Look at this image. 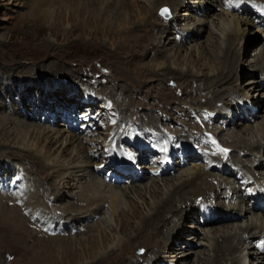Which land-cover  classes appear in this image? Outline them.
<instances>
[{
	"label": "rangeland",
	"instance_id": "obj_1",
	"mask_svg": "<svg viewBox=\"0 0 264 264\" xmlns=\"http://www.w3.org/2000/svg\"><path fill=\"white\" fill-rule=\"evenodd\" d=\"M216 1L217 0H186L185 7L180 11L179 21L175 20L176 19L174 18L175 13H173L174 11L171 6L162 3H160L161 5L159 4L160 6H158V8L151 6L152 12L150 14V17L149 16L147 17L152 19V21L158 19L157 23L161 22L162 25H165L167 23L165 26L168 27L171 26L170 27L171 33H169L166 36L172 37L173 39L177 37L176 43L177 45H179L178 47L172 45L161 48V46H164L162 43L164 42L165 44V41H167V39L165 38L166 36H164V38L162 39V43L160 44L161 46L159 45V47L156 49L157 50L163 49L167 53H171L170 54L171 60L169 62H166L165 60H161L160 62L162 63V66L160 70L165 68L166 65L167 66L169 65L172 69H174L177 72L189 71L194 75H201V73H209L210 70L206 69L204 66L206 64L208 54L209 55L215 54L217 53V51H219V55H221V51L223 52L224 48L228 44L227 36H224L222 41L220 40L219 37H217V36H221V33L217 31L216 28V24L218 26V22L220 21V19L223 17L224 20L225 21L227 20L226 22H228L229 20H232L233 18L236 17L237 19L248 18L250 22L253 24V19L250 18L249 16L239 15V14H243L244 12L249 14L248 7L251 0L246 1L247 4L245 5L242 13L240 11L235 10L239 14L237 13L228 14V12L223 9L224 3L227 0H222L221 3H219V1L217 2ZM257 1L258 0L256 1L253 0V2L256 3L259 7L261 6L263 7L264 3ZM40 2H41L40 0H0V116H1L0 118L5 117V118L14 119V122L10 121L13 124H11L10 122H4L3 127L5 128L7 126L6 128H8V130L11 131L12 135H14L15 138V139H10L8 141L4 138V136L0 135V164L1 166H3L4 164L7 165L4 167L5 172H2L0 170V186L2 185V183H8V180L10 178H13V180L16 182V173H15L16 169L19 171L21 176L22 174L27 175V180L29 182V185L32 183V181L35 182L38 179L40 181H48L50 183L55 181V183H57L58 181L57 177L55 178L52 177V174H54L52 171L53 168L52 169L47 168L48 170L44 169L43 172L40 173L39 169L35 166L33 162L18 161L17 157L11 156L12 153H17V151H22L24 148L30 149L31 152L36 151L35 148L32 146V144L26 146L27 143L17 142V134H19V129L16 127L17 120L18 121L22 120L23 122L25 121L27 123L43 126L44 128L51 130L52 132L63 130L65 131L64 138L66 139V137L69 136L68 135L69 133L72 132L71 134H76L75 131L78 130L80 131L82 129L71 126L69 128V131H67L60 123L51 126L46 123L39 122L38 117H41V114L38 110H42L43 107L37 104L42 103V101H46L45 98H47V94L51 96V99L53 101V103L50 106L59 103L57 101L58 99H62L61 96H63L64 98L63 100L60 101L62 103H65V96H64L65 91L68 93H74L76 99L82 98L85 100V97L86 99H88L86 94L83 93L85 92L84 88H87L88 90L87 94L89 95L91 101L97 102V105L90 108L88 111L96 110L98 114L101 116V120L95 134L96 136H93L92 138H87L90 141H87L85 138L81 137L82 140L85 141L88 150L93 151L91 153H93L96 156L102 155L101 159L98 160H97L98 157H95V161H99L97 165L99 163L107 162V159L111 154H116L125 159L127 157V151L122 150L121 148L120 150L117 149H119L120 147L119 145L120 142L122 140L128 139L129 136L139 135L138 139L143 141H145L147 137H151L156 141L158 145H161L159 143L160 137L162 138L161 139L162 143L166 142L167 140L164 136L168 138L170 136L176 140V143H179V142H184L183 139L181 140L183 136L185 135L189 136L190 134L188 138L193 137L191 133L194 134L197 133V131H198L197 140L199 137H201V139L206 142L208 139V135L213 136L215 140L216 138L217 140L220 138L226 139L227 144L232 143V145L236 146V148H232L233 154L247 156L245 152H243L242 154L241 150L239 149H242L244 146L251 144L256 134H253L252 131L250 132L248 131L247 133L248 136L247 135L242 136L241 130L245 127L247 128V125L250 126L251 129L252 127L253 128L258 127L259 124H264L262 123L264 121H262L261 117L260 118L258 117V116H264V104L260 106L258 105V109L254 110L257 111V113L254 114L253 113L251 114V109L248 108L246 110L247 111L246 113L248 114L246 115L247 118L245 116L244 120L241 119L240 121H238L237 124L240 122L239 123L240 125L238 127H236L235 125H231L230 128H228L226 131H222L220 133V136H218L217 127L221 128L222 122H224V120L209 121L208 119L213 118L214 114H210L209 115L210 118H207L206 115L208 111H205V114L202 115V118L205 120L203 122L200 119V117H198V115L200 114L190 113V115L187 116L184 115L183 109H185L186 107L184 106L187 105L185 103L195 97V95L193 96L188 95L190 94L189 89L192 86L190 85L187 86V84H185L184 86L181 87L182 82L176 80L175 78L176 75L167 74L166 76L157 78L154 77L155 75L153 74L146 73L145 70L147 69L146 67L148 65L149 67L156 66L153 63H151L153 61L152 57L154 56L155 49L153 48H152L153 50L150 49L148 53L146 55L143 54V56L142 55L139 57L129 56L133 49H135L134 51H136L137 53L140 52L141 50L139 49L138 46H135L134 44L139 38L140 32L136 33L134 31L132 33L127 34L128 36L113 34L111 33L113 29L119 31L118 24L115 21H112V18H110L108 15H104V14L98 16V18L96 19L97 20L96 24L95 23L88 24L87 19L83 17V15L76 16V14L74 13V7L79 6L78 4H87L88 2H86V0L85 1L73 0L72 2L75 4L72 5L67 1L54 0L53 3L43 8L45 10L50 9L49 10L50 13L46 18H41L40 12H38L39 5H41ZM137 4L148 5L147 3H142L140 0L138 1ZM97 6L99 9L101 8L100 5ZM163 9H168L170 15L168 13L161 15ZM38 13H39V17H38ZM176 21L178 22L176 23ZM135 22L136 25H138L137 24L139 23L138 20ZM188 24L190 25V27L187 28ZM251 25L249 26V28L246 29V31L244 30L243 33L242 32L238 33V35H236L238 38L236 39V41H234L235 47L233 48L236 49L238 48L239 50L237 52V55L240 52L239 57L236 56L235 54L233 58L234 63L237 60L236 58H238V64L236 67L237 69L235 68V73H243L246 76L242 80H240L239 83H237L239 85L235 86L236 88H238L239 91L240 88L244 89L246 87L244 83L252 79L251 78L252 74L264 73V70L257 71L255 66L256 65L255 59L257 58V53L259 54V51L261 49L260 47H264V32H263L264 30L262 31L259 29H255L253 27L254 24L252 26ZM121 27H122L121 30L130 29V27L129 26L127 27V25ZM196 27L197 29H195ZM200 27H203V29L200 30ZM196 30H198V32L194 33V31ZM188 33L190 34L194 33V36L193 38L184 41V38H186ZM148 34L152 38H156L154 37V33L149 32ZM238 39H240L241 41L240 40L238 41ZM208 41L210 44L208 43ZM213 42L214 43L217 42L219 47L215 48L217 47L216 45L215 47H212V45H214ZM220 47L222 48L221 51L218 50ZM179 48L182 58L179 57V55H177V57L173 56L176 53L175 50ZM146 50L147 48H143V52ZM200 52H202L201 58L199 57ZM191 56L195 59H199V58L201 59V63H200L201 67H196L194 66L195 64H192L193 58ZM222 56L223 55H221V57ZM178 57L180 60H178ZM240 61L241 63H239ZM263 65L264 63H262V65L260 66L262 67ZM154 69L156 70V72L159 71L157 66ZM172 78H174L175 80L168 81L169 79ZM27 82H29V84L32 86L33 85L36 86V84L40 85L37 93L38 95H40L39 97L36 96L37 95L36 92H33L32 90H29L31 91V93L23 92L25 83L27 84ZM73 85L75 86L76 91H72ZM111 86L120 88L119 91L116 92V95L118 97L125 95L126 100L129 102V103L127 102L128 106L133 107V109L124 112L121 115L120 112L116 110L114 111L113 105H115L114 104L115 98L112 97L110 93H108L107 91H104L105 88H109ZM194 86L195 84H193V87ZM57 88L59 90H55ZM47 90L48 92L45 93ZM69 90L71 92H69ZM58 94L61 96H59ZM54 95H56V97ZM253 95L255 97L258 96L257 98H261L262 100H264L263 97L264 90L263 91L261 90L258 94L257 92H255ZM236 100L241 101V99L239 98H236ZM30 102L33 104L36 103V106L31 105V107L32 106L33 107L31 109H28L26 106H29ZM84 108L85 107L80 109L81 113L85 111ZM195 109L199 110L198 107H195ZM239 112L240 113L242 112L245 115V111L240 110ZM145 113L147 114L148 118L143 116ZM54 117L56 118L55 115ZM145 120L147 122L152 123V126L153 124L156 126L153 128L146 129V127H144ZM237 120L233 121V124H235ZM205 125H207V127H204ZM36 128L40 129V127H36ZM33 129L34 128H32L31 130ZM149 129L150 131H148ZM114 134H116L115 140L111 141ZM188 138L187 140L189 143L187 144L189 146H197V149L192 148L188 150L190 154H193V152H195V155L199 153L200 156L205 155L208 157L209 153L213 151L211 148H208L205 145L200 144L199 141L197 140L194 141L193 138L190 139ZM135 140L136 139L132 141ZM254 140L255 141L257 140L256 137L254 138ZM60 141L61 142L59 144L63 143V141L65 140L63 141L60 140ZM110 142L111 144H109ZM108 145L110 146L108 147ZM95 146H100L99 153L97 152L98 150H95L94 148ZM202 147H204L206 152ZM42 149H43V145L39 148L37 153L40 152ZM218 149L220 150L219 147ZM71 151H72V147L69 150V154ZM149 152L153 153V150H149ZM186 152L187 150H185V153ZM104 153L107 154L108 156L107 159L105 156L106 154ZM175 153L176 152L174 153L169 152L168 157L174 156ZM178 153L179 151H177V154ZM59 154H60L59 152H56L53 156L51 155L49 160L58 159V157H60L61 155ZM64 158L66 157L63 156V159ZM136 158L140 160L138 154H136ZM194 158H195L194 156H191L188 158L187 161H192ZM69 159L68 157L66 158V160L68 161ZM49 160L48 162L52 163ZM203 160L204 159H201L197 163L198 165L194 164L193 162L192 163L188 162L189 163L188 166L184 168L180 166V168L170 172V175L168 173L165 174V172H162L161 177L160 176L156 177V175L152 173L148 175V173L151 172V168H156L157 170V167H152L155 164L158 165L157 162L156 163L153 162V164L149 163V168L146 171L144 167L145 165L142 162L140 163V165L138 164L139 166L143 167L141 170L137 169V173L142 174L138 177L142 178L143 174H145L148 177L143 179L141 182H135V184L127 183L123 185H114V187L116 186L121 187L120 191L124 190V188L125 189L127 188L129 189V191L133 192V195H135L134 194L135 190H133L134 188L132 187L140 186L144 184L150 187L151 182L154 179L161 187H163L164 191H166L165 188H171V185H176L180 180H182V178H184V176L186 177L188 173L186 174L183 171L186 170L187 172H189V170L191 171L192 169H196V168H199L201 170L205 169L206 166L203 163ZM58 161L60 164H63L65 162L60 158ZM223 161L227 162L228 161L227 157H225ZM262 162L264 165V157ZM16 163H19L21 166H18L19 168H17V165L19 164L16 165ZM38 165L40 166L39 163ZM97 165L94 163L92 164L91 168L93 169V167ZM237 167L240 169V166ZM230 168L233 170V175H228V174L221 175V173L215 171L213 173L211 172L212 174H214V177L217 180L208 181L209 184L216 185L217 183L216 181H218V179L220 178L219 176H222V178L225 179L228 177L227 179L229 182L226 186L223 187L222 192H226V193L227 191L233 192V190H230V188L236 186V181L234 179V176L235 174L238 173V171L237 173H235L234 171H236V169L232 165L230 166ZM208 169H205V171ZM46 170L47 172H45ZM261 170L264 173L263 167ZM94 173L96 174L94 175V177L99 178V180L102 179L104 180V178L99 173H96L95 171ZM44 175L48 176L49 179L45 180ZM92 176L87 177L88 182L91 180ZM257 176L259 177L260 173L255 175V177ZM263 178L264 175H262L261 179ZM164 179L166 180L162 181ZM126 180H129L128 177H126ZM76 183L77 181L70 182V184L75 186V188L63 186L61 183L55 187L52 186L55 189L54 192L56 194H60V195L62 194V196L65 195L64 196L65 198L57 202L52 201L53 205H51L50 203L51 201H49L50 204L49 203L48 204L53 206V208L56 206L58 207L59 210H61V207L63 208L65 205H67L68 202L74 203L75 208L72 210H68V212L65 213L66 215L67 213L68 214L70 213L71 215H74L76 213L82 214L86 210H89V208L93 207L94 205L86 201H77L80 192L78 190H82V186L80 184L81 189L76 188L77 187ZM107 183L110 184V186L107 188V191L108 189H114L113 184L109 182ZM30 189H31L30 193L33 192V195L29 197L32 198L35 195L34 192L35 189L32 186ZM120 191L117 190V192ZM87 192L89 194L86 193L85 196L92 194L91 193L92 191H87ZM207 192L208 191H206V193ZM14 194L15 195H11L10 193L9 194L4 193L3 195L0 193V196L3 197L5 201H7L6 209L14 208L16 210L15 205H17V203L23 204L25 201H27L26 194L24 195V193L21 190L18 193H14ZM133 195L131 196L132 199H130V202L131 203L134 202L135 204L139 205V208L143 210L142 212L146 213L147 212L145 210L146 202H150V199L152 202L154 199L149 194L147 195V198L144 200L140 198H139L140 200H138V196H133ZM83 198L86 199L85 197ZM175 199L177 200L178 197H176ZM11 200H15V201L13 202ZM125 200L123 199L118 209L119 210L123 209V211L126 210L125 213H127L131 210L133 203L129 204L127 201L128 199L126 201ZM201 200H203L202 196L201 198L197 199V201L199 202H201ZM31 201L33 202L34 199H31ZM220 201L223 202L224 206L228 210L224 208L223 211H220V209L219 211L224 212L226 214L230 213L229 215H231L232 213V216L227 215L228 217H224V219H227L226 221L198 223L200 222V220L198 219V215L195 218H193L192 216H190L192 211L189 212L190 214L184 213L183 212L184 209L181 210L182 212L180 211L181 213H183V215L180 213L181 214L180 217H182V220L179 224L178 232H176L175 235L176 240H174L173 238L172 241H170V246H169L170 251L168 253H164L165 257L162 259L164 261L161 264H204V263L213 264V262L211 263L208 262L209 256H207L206 254L199 255V252L200 251L206 252L207 254L213 257V254L209 252H212V245H213L212 243L214 242L215 239H217L218 237H222L223 235L228 233L239 235L240 232L242 237L243 234L245 233L244 232L245 230L243 229H245L248 226V224L251 225L252 222L254 223L257 222L258 224H263L264 226V219H263L264 215L259 213L258 211H252V213L248 214L246 218L235 210L240 206L239 203L235 204L233 203L232 200H230L229 202L226 201L225 203L224 199ZM208 202L210 203V205L217 207V204L212 198L209 199ZM77 209H79L78 210L79 212L77 211ZM17 211L18 210H16L15 212L13 211L14 213H11L10 218L12 219L13 223H15L14 218H17V216H19ZM0 213L4 215V213H2V208L0 209ZM24 214L26 213L24 212ZM219 215L222 216V213H219ZM219 215L217 216V219L215 221L217 220L219 221V217H220ZM91 218L92 220L89 222L87 221L85 223H82L81 225L78 224L79 227L83 225L82 227L79 228L82 229V231L75 230L76 232L72 234L71 231L69 233L68 231L69 229H67L68 234L61 235V238H63L62 240L64 241H60V242L55 241V243L53 242L50 244L49 243L44 244L43 241H41L40 243H36L37 242L36 240L40 241V238L30 234L29 231L23 233V235H21L22 237L21 239H17V234H16L17 228L12 224L9 225L8 230L10 231V234L6 235L5 233H0V264H29L31 260H32L31 264H91L96 258L105 257L111 251L113 250L118 251L121 247H129V251L123 255V261L124 259L125 260L127 259V261L129 262V260L132 257L138 256L139 258L140 257L145 258L147 256L145 254L146 251L144 249L137 250L139 248L136 245L138 244V241L135 240V238L133 237L136 234L138 228L141 227L140 221L134 220L131 223V228L132 227L134 228L129 230L130 232L124 234L122 222L124 221L125 218L123 217L118 220L115 219L116 217H114L113 211L111 210L110 200L103 204V211L100 215H94V217L92 216ZM7 222L11 223L9 220H7ZM37 223L34 229L35 231L36 229L43 230L45 228V225L43 223L42 224L39 222ZM24 226L26 227L25 224ZM92 226L94 228H92ZM13 227L15 228L13 229ZM66 227H68V224L66 225ZM83 228L85 229L84 231ZM29 229L31 228L29 227ZM72 229L74 228L72 227ZM99 231H107L111 234V238L108 241V243L105 245V247L97 249L92 252L83 248L84 244L90 242L91 240H93V238L97 239L99 237L98 235ZM57 234L58 233L55 232L51 233L52 236H56ZM259 234H258L259 238L248 241V243L251 244L249 252L248 250H245L244 247L241 248V245L239 246L238 248L239 250L235 253L236 259L237 258L240 259L242 257L243 260L241 262H243L244 264H250V263L259 264L256 263L254 257L250 253L252 251L253 252L259 251L258 249L255 250V248L252 247L253 242L262 237V232H259ZM73 235L78 239H74L75 237ZM263 236H264V231H263ZM219 240L220 239L218 238V241ZM235 244L238 243L236 242ZM29 249L34 252L37 251L38 253L36 252L37 253L36 255L32 254V252L29 253ZM173 249H175L174 252ZM183 252L184 255H186V257L183 255ZM240 252L242 253V255ZM180 253L184 257L178 255ZM239 253L241 255L240 257H239ZM179 260H184V261H181L182 263L181 262L178 263ZM142 262L143 261H141L139 264H141ZM107 263H111V262L107 261ZM130 263H134V262L130 261L129 264ZM115 264H118V262Z\"/></svg>",
	"mask_w": 264,
	"mask_h": 264
},
{
	"label": "bare ground",
	"instance_id": "obj_2",
	"mask_svg": "<svg viewBox=\"0 0 264 264\" xmlns=\"http://www.w3.org/2000/svg\"><path fill=\"white\" fill-rule=\"evenodd\" d=\"M40 1H41L40 2L41 5H39V8H38L39 11L38 12H40L41 18H46V17H48V15L50 13V11H49L50 9L45 10L43 8L45 6L47 7L48 5L53 3L54 0H40ZM62 1H67L68 3H71V5L75 4L72 2L73 0H62ZM83 1H85V0H83ZM138 1L139 0H86V2H88L87 4H78L79 6L74 7V13L76 14V16L77 15H83V17H85L87 19L88 24H91V23L96 24L97 23L96 19L98 18V16H100L102 14L108 15L110 18H112V21H115L118 24L119 31H116L113 28H110V29H113L111 31V33L116 34V35H124L125 36L129 33L134 32V31L136 33L140 32L139 38L137 39V41L135 43L134 42L133 43L135 44V46H138L139 49H141V50H140V52L137 53L136 51H134L135 49L132 48L133 50L131 51L129 56H131V57H139L141 55L143 56V54L146 55L150 49H152V48L155 49L154 56L152 57L153 61L151 63L156 65L157 68L159 69V71L156 72V70L154 69V68H156V66L155 67H149V65H148L146 67L148 70L145 68L146 73L153 74V75H155L154 77H157V78L166 76L167 74L176 75V77H175L176 80L182 82L181 87L184 86L185 84H187V86H189V85L192 86L189 89L190 94H188V95L189 96L195 95V97L185 103L188 106L187 105L184 106V107H186L185 109H183L184 115L187 116V115H190V113L200 114V115H198V117H200V119L203 122L205 120L202 118V115L205 114V111H208L207 115H206L207 118H210L209 117L210 114H214L213 118L208 119L209 121H211V120L212 121L224 120V122H222V123H225V127H223V126L221 128L217 127L218 136H220V133L222 131H226L228 128H230L231 125H235L236 127H238L240 125L239 124L240 122L238 124H237V122L240 121L241 119L244 120L245 116L248 115L246 113V115L243 116V113L239 112L241 110V104H245L246 110L248 108H250L251 114L257 113V111H254V110L258 109V105L260 106V105L264 104V100H262L261 98H257L258 96L255 97L253 94L255 92H257V94H258L261 90L262 91L264 90V73L252 74V76H251L252 79H250L249 81L244 83V85H246V87L244 89L240 88V91L238 90V88L235 87L236 85H239L237 83H239V81L242 80L246 76L243 73H235V68L237 67V64H238V58H236L237 60L235 61V63L233 62V58H234L235 54H236V56L239 57L240 52L237 55V52L239 50H238V48L237 49L233 48V47H235L234 41H236V39L238 38L236 36V35H238V33H240V32L243 33L244 30L246 31V29L249 28V26L252 24L248 18H246V19L245 18H238L237 19V17H236V18H233L232 20H229L228 22H226L227 20L225 21L224 18L222 17L220 19V21L218 22V26L216 24L217 31H219L221 33V36H217V37H219L220 40L222 41L224 36H227V43L228 44L224 48L223 52L221 51V49H222L221 47L218 49L221 51V55H223L222 57H221V55H219V51H217V53H215V54H210V55L208 54V58H207L206 64L204 66L206 69H209L211 73L209 72V73H201V75H194L189 71L188 72H180V71L177 72L174 69H172L169 65L168 66L166 65L165 68L160 70V68L162 66V63L160 61L165 60L166 62H169L171 60V55H170L171 53H167L163 49L157 50L156 48H158L159 45L162 43V39L164 38V36L171 33V31H170L171 26L170 27L165 26L167 23L165 25H162L161 22L157 23L158 19L155 20L156 22L154 20L152 21V19L148 18L147 16L150 17V14L152 12L151 6L158 8V6L161 5L160 3H162L165 5H169L173 8V11H174L173 13H175L174 18H176L175 20L179 21L180 11H181V9H183L185 7L186 0H140L142 3H147L150 6L145 5V4L138 5L137 4ZM144 1H146V2H144ZM217 1H219V3H221L222 0H217ZM236 1L240 2V5L236 6L235 8H231V9H234L236 11H240L242 13L245 5L247 4V2H246L247 0H236ZM163 2H165V3H163ZM257 2L264 3V0L263 1L258 0ZM97 5H100L101 8L99 9ZM225 5H226V3H224V6ZM38 17H39V13H38ZM133 17H135V18H133ZM256 17H258V16H256ZM137 20L139 22V23H137L138 25H136V22H135ZM178 21H176V23ZM204 21H206V20H204ZM124 25H127V27L129 26L130 29L129 30L128 29L121 30V28H122L121 26H124ZM188 27H190L189 24H188L187 28ZM195 29H197V27ZM202 29H203V27H200V30H202ZM149 32L154 33V37H156V38H152L148 34ZM197 32H198V30L194 31V33H197ZM194 33L193 34L188 33L189 35L187 34L186 38H184V41L187 39L193 38ZM180 34H182V33H180ZM165 38L167 39V41H165V44H164V42L162 43L164 46L160 45L161 48H163L165 46H167V47L172 46V45H174L176 47L179 46L176 43L177 37L173 39L172 37L166 36ZM240 39H238V41ZM224 42H225V40H224ZM174 43H176V44H174ZM208 43H209V41H208ZM215 45L217 47H215ZM212 47L218 48L219 45L217 44V42H215L214 45H212ZM143 48H147V50L143 52ZM260 48L261 49L259 51V54L257 53V58L255 59V63H256L255 66H256L257 71L264 70V65L262 67L260 66V65H262V63H264V47H260ZM137 51H139V50H137ZM175 52L176 53L173 55L174 57H177V55H179V57H181L180 48L175 50ZM186 52H187V50H186ZM201 53L202 52H200V56H199L200 58L202 57ZM179 57H178V60H180ZM200 58L199 59L193 58L192 64H195L194 66H196V67H201V64H200L201 59ZM239 63H241V61ZM171 80H175V79L172 78V79H169L168 81H171ZM22 84H23V82H22ZM193 84H195L194 87H193ZM39 86L40 85H38V84H36V86H34V85L32 86L29 84V82H27V84L25 83L23 92L24 93H27V92L31 93V91H29V90H32L33 92H36V94H37ZM72 87H73L72 91H76L75 86L73 85ZM53 89H54V87H53ZM61 89H63V88H61ZM119 89L120 88H116L114 86H111L109 88H105L104 91H107L108 93H110V95L112 97L115 98V102H114L115 105H113V103H112L113 109H114V111L116 110V111L120 112V115H121L124 112L130 111L131 109H133V107L128 106V104H127L128 101L126 100L125 95H122L119 97L116 95V92H118ZM55 90H59V89L57 88ZM70 90H69V92H71ZM84 90H85V92H83V93H85L86 96L89 98V95L87 94L88 93L87 88H84ZM183 91H184V89H183ZM47 92H48V90L45 93H47ZM101 94H103V93H101ZM185 95H186V93H185ZM36 96L39 97L40 95L37 94ZM54 96L56 97V95H54ZM59 96H61V95H59ZM64 96H65V99H66V97H69V96L76 97L74 93H68L66 91L64 92ZM61 97H62V99H58L57 102L62 103L60 100H63L64 97L63 96H61ZM236 98L241 99V101H237ZM45 99H46V101H42V103H41L42 107H44L45 105L50 106L53 103L50 95L47 94V98H45ZM96 99H97V97H96ZM119 99H120V101H119ZM185 104H183V105H185ZM31 105L36 106V103L33 104L30 102L29 106H26V107L28 109H31L33 107V106L31 107ZM136 107H138V106H136ZM195 107H198L199 110H196ZM29 111H31V110H29ZM143 116L147 117V114L145 113ZM258 117L259 118L261 117L262 121H264V116H258ZM246 118H247V116H246ZM254 118H256V117H254ZM235 120H237V121L235 122V124H233V121H235ZM10 121L14 122V119L5 118V117L0 118V135L4 136V138L8 141L10 139H15L14 135H12L11 131H9L8 128H6L7 126L5 128L3 127L4 122H10ZM141 121H143V120H141ZM54 122H57V117L55 118L53 116L51 123L56 124ZM125 122H126V120H125ZM252 122H253V120H252ZM262 123H264V122H262ZM11 124H13V123H11ZM258 124H259V122H258ZM148 126H150V127H148ZM155 126L156 125H154V124L152 126V123L147 122L145 120L144 127H146V129L147 128H153ZM16 127L19 129V134H17V142L18 143L19 142L27 143L26 146H29V144H32V146L35 148L36 151L31 152L30 149L24 148L22 151H17V153H12L13 155L11 154V156L17 157L18 161H22V162H30L31 161V162H33L35 164V166L39 169L40 173H42L44 169H47V168L52 169L53 168L52 171L54 174H52V177H54V178L57 177L58 181H57V183H55V181L50 183L48 181H40L38 179L37 181L34 180L35 182L32 181V183L29 185V182L27 180V175L22 174V176H21L20 173H18V176H16V186H17V188H19L24 193V195L26 194V197H27L26 200L27 201H25L23 204L17 203V205H15L16 210H18L17 212L19 215V216H17V218H14L15 223H17V224H15L12 222V219L10 218V216H11V213H14L16 210L14 208H11L12 210L8 209V208L6 209V207H7L6 202L7 201H5L4 198L0 196V207L2 208V213H4V215H2L0 213V233H5L6 235L10 234V231L8 229H9V225L12 224L17 228V233H16L17 239H21L22 238L21 235H23V233L29 231L30 234L35 235L38 238H40V241L36 240L37 241L36 243H40L41 241H43L44 244H48V243L50 244L53 242L55 243V241H59V242L64 241V240H62L63 238H61V235L62 234H68L67 229H69L68 230L69 233L71 231L72 234H74L76 231H80V230L82 231V229H79V228L82 227L83 225L80 227H79V225H81L82 223H85L87 221L88 222L91 221L92 220L91 217L92 216L94 217V215H100L103 211V204L110 200L111 210L113 211L114 217H116L115 219L118 220V219L123 218V217L125 218L124 221L122 222L124 234L130 232L129 230L134 228V227L131 228V223L134 220H139L141 223V227L138 228L136 234L133 237L135 238V240L138 241V244H136V245L139 248L137 250H139V249L143 250L144 249L146 251L145 254L147 256L145 258L144 257L139 258L138 256L132 257L129 260V262L132 261L134 263H130V264H135V262H136V264H139L141 261H143L141 264H161L164 261V260H162L165 257L164 253H168L170 251V247H169L170 241H172L173 238H174V240H176L175 235H176V232H178L179 224L182 220V217H180V216H181V214L183 215V213H181L182 212L181 210L184 209L183 212L187 213V214H190L189 212L192 211L190 216H192L193 218H195L197 215L199 216L198 213H200V211H199V204L197 201L198 198H201V196H202L203 200L206 201L207 203H209L208 201L211 198L215 201V203L217 204V207L213 206L215 208L214 213H216L217 216L219 215V213H222V216L219 215L220 216L219 221L217 220L214 222L226 221L227 219H224V217L232 216V213H231V215H229L230 213L226 214L224 212H220V211H223L224 208L227 209L224 206L223 202H221L220 200L224 199V201H225V197L227 196V193L222 192V189L224 186H226L228 184V182H229L227 179L228 177L225 179V178H222V176H219L220 178L218 179V181H216L217 182L216 185L209 184L208 181L217 180L214 177V174H212L215 171L213 168H209L206 171H205V169L201 170L199 168L192 169L191 171L189 170V172H187L185 170L183 172L186 174L188 173L186 175V177L184 176V178H182V180H180L176 185H171V188H165L166 191H164L163 187H161L156 182V180H154V179L152 182L150 181L151 182V185H150L151 188L145 184L132 187V188H134L133 190H135V193H134L135 195H133V192L129 191V189H127V188L126 189L124 188V190L120 191L121 187H118V186L114 187V185H113L114 189H108V191H107V188L110 186V184H108L103 179H102L103 180L102 181V180H99V178L94 177V175H96V174L94 173L93 169L91 168L92 164L95 163L97 165V163L99 162V161H95V157H97V156L94 155L93 153H91L93 151L88 150L87 145L85 144V141L82 140V138L80 136H78L76 134H71L72 133L71 132L68 134L69 136H67L65 139L64 138L65 137V131H63V130H58V131L52 132L51 130L46 129L43 126H38L37 124L27 123L25 121L23 122L22 120L21 121L17 120V126ZM36 127H40V129L38 128L39 129L38 130ZM41 127H43V128H41ZM197 127H199V126H197ZM204 127H207V125H205ZM32 128H34V129L31 130ZM133 128H134V126H133ZM115 129H116V127H115ZM151 130H154V129H151ZM197 130H198V128H197ZM234 130H235V128H234ZM148 131H150V129ZM248 131L249 132L252 131L253 134H256L255 137L257 139L255 141L254 140L255 137H254L253 142L251 144L244 146L242 149H239V150H241L242 154H243V152H245L248 157L243 156V155L241 156L238 154H233L232 148H236V146L232 145V143L227 144L226 139H222L219 137L220 139L217 140V138H216V140H215V138L213 136L208 135V139L206 138L207 139L206 142L211 143V144L214 143L212 145H215V147H216L215 150L213 149L214 154L209 153L208 158L211 161H213L214 166H218L220 168V172H224V174H225L226 171H229L228 173H230V175H233V170L230 168V166H231V164H234L235 166H240V170H242L243 172H248L250 174H253L254 177L256 174H259V171L262 173V170H261L262 167L264 169L263 162H262L263 157H264V124H259L258 127H256V128L252 127L251 129H250V126L247 125V128L245 127L241 130V135L242 136L247 135ZM197 133H198V131H197ZM197 133H194V134L191 133V135L193 137H190V138H193L194 141L197 140ZM223 134H224V132H223ZM115 136H116V134H114L111 141L115 140ZM144 136H147V135H144ZM189 136H190V134H189ZM189 136L185 135L181 138V140L183 139L185 143H189L187 140V138ZM199 136H201V135H199ZM164 137L167 140L169 139V141H174L176 143V140L174 138H172L170 136H169V138L166 136H164ZM190 138H188V139H190ZM85 139L87 141H90L87 138H85ZM60 140H62V141L65 140V141H63V143L59 144L61 142ZM197 141H199L200 144L204 145L205 141H203L201 139V137H199ZM163 142H164V140H163ZM43 143H45V144H43ZM109 144H111V142ZM42 145H43V149L37 153V151L39 150V148ZM119 145L123 146L125 149H128L130 151V153L132 154V156H133V154L139 155L140 160H138V158H135V160L133 159L135 164L137 163V165L138 164L140 165V163H142V162H143V164H145L148 161H151L150 163H152V164H153V162L156 163L155 162L156 160L151 159V157H149V156L148 157H142L141 154H143V153H140V150L133 152V150L131 148L130 141H128V140H122ZM109 146L110 145H108V147ZM71 147H72V151L69 154V150ZM99 147L100 146L94 147L95 150H98L97 151L98 153L100 151ZM218 147L220 148V150L218 149ZM202 148L204 149V147H202ZM117 150H120V147ZM149 150H151V149L145 148L144 152L151 153V152H149ZM56 152H59L61 154V155L59 154L60 157H58V159H54V160L50 159L49 160L51 155L53 156ZM205 152H206V150H205ZM151 154H156V152L153 151V153H151ZM176 154H177V152L174 155H176ZM63 156H65L66 158L68 157V159L70 158L69 161L66 160V158L63 159ZM170 157H173V156H170ZM225 157H227V159H228L227 162L223 161ZM59 158L64 160L65 162L63 164H60L58 161ZM260 158H262V159H260ZM48 160L51 161L52 163H49ZM38 163L40 164V166L38 165ZM17 164H19V163H16V165ZM0 166H1V164H0ZM5 166H7V165L4 164L3 166H1L2 168L0 167V170L2 172H5V170H4ZM18 166H21V165L20 164L17 165V168H19ZM152 167H157L156 172L158 175H156V177H158V176L161 177V173L165 172L164 169L162 167H160L159 165H154ZM142 168L143 167H141V169ZM7 170H10V169H7ZM47 170L45 172H47ZM209 170H211V171H209ZM16 171H17V169H16ZM99 174L101 175V173H99ZM165 174H167V173L165 172ZM140 175H142V174L136 173V174H132L131 176H125L124 177L125 180L124 181L122 180L119 184H127L128 180H126V177H128L129 180H132L131 184H135V182H141L143 179L148 177L145 174H143L142 178H140V177H138ZM89 176H92V178L88 182L87 177H89ZM18 178H20L19 183H17ZM44 179L48 180L49 177L44 175ZM165 180L166 179H164L162 181H165ZM248 180H249V178H248ZM72 181H77V183H76L77 187L76 188H80V184L82 186V190H78L80 192H79L77 201H86V202H88L94 206L89 208V210H86L82 214L81 213L77 214L76 212H74L76 214L71 215L70 213L69 214L67 213V215H66L65 213L68 212V210L74 209L75 205L72 202H68L67 205H65L63 208L61 207V210H59L58 207H56V206L53 208V206H51V205H53L52 204L53 202H57V201H60L61 199L65 198L64 197L65 195L62 196V194L61 195L56 194L54 192L55 189L53 187H55L61 183L63 186L75 188V186L70 184V182H72ZM263 181H264V178H263ZM31 186L34 187V189H35L34 190L35 195L32 198L29 197V196L33 195V192L30 193L31 192V189H30ZM142 186H144V187H142ZM256 186L262 188L261 184H257ZM102 187L105 189H103ZM226 188H228V187H226ZM117 190H119L120 192H117ZM230 190H233V192L235 194H238L239 192H241L239 187L237 190L234 187ZM87 191H92L91 192L92 194L85 196V194L88 193ZM206 191H208V192L206 193ZM148 194L154 200L151 202V199H150V202H146V208H145V210L147 211L146 213L142 212L143 210H141L139 208V205L135 204L134 202H132L133 204L130 202V199H132V197H131L132 195L138 196V200H140V199L144 200L147 198ZM208 194H209V196H208ZM50 197H51V199H50ZM83 197H85L86 199H84ZM176 197H178L177 200L175 199ZM238 198L240 199V201H239L240 206L235 210L238 211L239 214L246 217L248 214H251L252 211H257L253 207L247 205L245 196L244 197L239 196ZM31 199H34V201L32 202ZM123 199L124 200L128 199L127 200L128 203L132 204L131 210L127 213H125L126 210L123 211V209L122 210L118 209V207L122 203ZM23 200H24V198H23ZM23 200H22V202H23ZM11 201L14 202L15 200H11ZM16 201H17V198H16ZM49 201H51L50 202L51 205H49L50 204ZM263 201H264V196L262 197L261 195H259L257 197V207L261 211L264 210V206H262ZM248 202H250V201H248ZM219 209H220V211H219ZM78 210L79 209H77V211ZM24 212L26 214H24ZM258 212L264 215V213H262L260 211H258ZM178 216L180 217V219ZM263 217H261V218H263ZM230 219H231V217H230ZM7 220H9L11 223L7 222ZM37 222H39L41 224L43 223L45 225V228L43 230H37L36 229V231H35L34 229H35ZM26 223L28 224V226ZM198 223H201V222H198ZM24 224L26 225V227L24 226ZM67 224H68V227H66ZM15 227H13V229ZM29 227L31 229H29ZM72 227L74 229H72ZM92 228H94V227L92 226ZM84 230L85 229L83 228V231ZM243 230H245L244 231L245 233L243 232L245 235L243 234L242 237H241V232L239 233V235L233 234V233H228V234L223 235L222 237H218L220 239L219 241H218V238L215 239L214 242L211 241V242H213L212 243L213 244L212 245V252H209V253H212L213 257L210 256L209 254H207L206 252H202V251L199 252V255H205L206 254L207 256H209L208 262L209 263L213 262V264H244L243 262H241L243 260L242 257L240 259L235 258V253L239 250L238 248L240 245H241V248L244 247V249L248 250V252H249L251 244L248 243V241H250L252 239L259 238L258 237L259 232H262V236H263L264 226H263V224H258L257 222L256 223L252 222L251 225L248 224V226ZM52 232H55L58 234L56 236H52L51 235ZM98 235H99V237L97 239L93 238V240L84 244L83 248L92 252V251H95L97 249L105 247V245L108 243V241L111 238V234L107 231H99ZM74 239H78V238L75 237ZM236 242L238 244H235ZM174 250L175 249H173V252H174ZM128 251H129V247H121L118 251H115V250L111 251L105 257L96 258L93 261V263H91V264H103L105 262L107 263V261L111 262V263H107V264H113V263L115 264L117 262H118V264H129L127 259L126 260L124 259V261H123V255ZM30 252H32V254H34V255H36L38 253L37 251L34 252V251H31L29 249V253ZM240 253H239V257L242 255V253H241V255H240ZM250 253L254 257L256 263L264 264V251H262V253L259 251H256V252L252 251ZM178 255H181V257H184V256L186 257V255H184V252H183L184 256L181 253ZM228 258H230V259H228ZM31 261L29 262V264H31ZM181 261H184V260H179L178 263ZM204 264H207V263H204ZM250 264H253V263H250Z\"/></svg>",
	"mask_w": 264,
	"mask_h": 264
},
{
	"label": "snow or ice",
	"instance_id": "obj_3",
	"mask_svg": "<svg viewBox=\"0 0 264 264\" xmlns=\"http://www.w3.org/2000/svg\"><path fill=\"white\" fill-rule=\"evenodd\" d=\"M165 13H168L170 15V12L168 9H163L161 12V15H164Z\"/></svg>",
	"mask_w": 264,
	"mask_h": 264
}]
</instances>
